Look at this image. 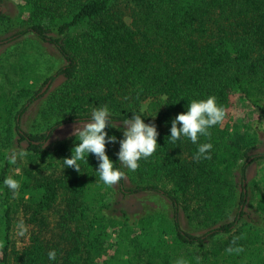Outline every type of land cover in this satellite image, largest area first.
Masks as SVG:
<instances>
[{
  "label": "trees",
  "instance_id": "trees-1",
  "mask_svg": "<svg viewBox=\"0 0 264 264\" xmlns=\"http://www.w3.org/2000/svg\"><path fill=\"white\" fill-rule=\"evenodd\" d=\"M21 1L27 13L24 27L3 42L31 34L55 48L64 63L48 80L63 77L65 85L50 105L57 118L44 132L21 128L23 114L41 98L29 78L19 81V97L27 101L15 113L17 105L7 109L6 127L0 129V264H264V235L243 223L247 170L264 159V0ZM209 95L223 107V119L196 144L187 137L173 143L168 138L171 120L191 100ZM239 103L252 111L251 120L237 116L243 114ZM103 105L116 123L140 115L157 127L159 146L139 161L132 188L125 184L124 168L125 178L115 187L105 185L92 154L78 162L81 171L64 168L62 159L70 157L75 138L55 148L53 167L61 165L62 175L35 169L56 129L88 119L94 107ZM106 131L117 141L122 138L113 129ZM15 137L18 144H27L25 157L35 168L20 166L21 173L13 175L1 149ZM202 143L212 144L210 157L194 159ZM118 150V142L106 145L107 155L121 167ZM236 168L238 193L232 184ZM6 176L20 182L15 196L3 185ZM163 183L170 190L158 185ZM144 192L166 199L170 215L160 214L154 224L150 215H134L120 204ZM61 197L67 248L41 236ZM188 200L202 203V220L209 227L203 234L182 228L180 204ZM233 206L234 218L224 222ZM257 208L264 216V193ZM21 209L32 230L19 246L15 215ZM112 236L115 243L109 241ZM109 245L116 247L110 254ZM229 247L242 250L228 252ZM50 249L56 250L55 261L47 258Z\"/></svg>",
  "mask_w": 264,
  "mask_h": 264
},
{
  "label": "rangeland",
  "instance_id": "rangeland-1",
  "mask_svg": "<svg viewBox=\"0 0 264 264\" xmlns=\"http://www.w3.org/2000/svg\"><path fill=\"white\" fill-rule=\"evenodd\" d=\"M23 5L24 2L21 0H4L2 5H0V14H2V18L0 19V129L6 120L8 107L12 104L17 105L13 110V113H15V111L19 110L27 101V98L19 97L22 87L19 81L29 78L27 83L33 86V92L35 94L38 93L41 98L31 105L23 114L21 128L26 132H44L57 118L55 114L51 113L50 105L54 101V96L56 94L58 95L65 85V79L63 77H57L50 81L48 78L54 75L59 67L63 66L64 61L55 48L39 41L31 34L9 42H3L24 27V25H21V21L27 18V13L21 8ZM239 106L238 112H243V114H238L237 116L251 120L253 116L252 111L245 109L244 104L239 103ZM144 108L148 113V104H145ZM117 124L120 127H126L122 123ZM4 126L6 127V125ZM77 126V122L67 123L54 131L52 137L46 144V151L48 153L38 158L37 162L33 164L36 168L30 164L29 160L25 157L27 144L25 142L18 144L17 137H15L10 147H2L1 149L6 154V157L10 159L11 174H20V166L31 165L33 168L41 171L43 175H62L63 171H61V165H59L57 170L53 167L56 166V164H54V159L56 158V156H54V151L56 147L60 146V143L65 141L69 142L71 139L73 140L75 138L74 129ZM109 129L117 131L119 136H122V131H118L114 128ZM2 141H5L4 136H2ZM115 146L116 144H113L112 148ZM14 152L16 154L15 160L12 159V154ZM21 153L23 154L21 155ZM239 164L241 166L242 163L240 162ZM124 169L126 172L125 184L127 188H132L134 186L133 180H137L133 177L134 170ZM238 172L239 169L236 168L232 178V184L235 187L236 193L239 192V188L236 186L238 182ZM247 183L249 193L245 206L246 215L243 217V223L246 222L251 224L264 235V216L257 208L259 194L264 193V159L257 160L248 167ZM158 185H164V188H167V190L171 188V185L167 183ZM94 189H96V186H92L91 191ZM101 190H104V186L101 187ZM114 195L117 196L116 192H114ZM109 198L112 200L110 195L108 199ZM64 204L65 202L61 197L55 204L51 212L52 214H50L51 216L49 217V225L47 228L43 229L41 236L44 242L48 244L56 245V243L59 242L62 244L63 248H67L68 245H66V241H64L66 237L61 227L63 220L60 219L59 215V211L64 209ZM120 204L127 207L134 215L140 213L141 217L148 215V218L150 215L153 218L154 224L157 223L160 214L166 213L170 215L169 202L152 192H144L129 196L127 199L123 200V202L120 201ZM201 204L196 201H181L180 217L181 225L184 230L193 234H203L209 228L202 220L203 215L200 212ZM236 212L237 207L233 206L231 212L224 219V222L231 221ZM23 214L24 211L21 209L20 212L15 215V239H17L19 246L28 241V235L30 236L29 232L32 230V227L27 224V220ZM196 216H198V218ZM128 235L130 234L126 236L128 237ZM109 241L110 243H115L116 238L112 236ZM115 248L116 247L111 249L109 245V254L112 250L114 251Z\"/></svg>",
  "mask_w": 264,
  "mask_h": 264
},
{
  "label": "clouds",
  "instance_id": "clouds-1",
  "mask_svg": "<svg viewBox=\"0 0 264 264\" xmlns=\"http://www.w3.org/2000/svg\"><path fill=\"white\" fill-rule=\"evenodd\" d=\"M155 116L151 117L154 118ZM111 117L110 108L103 105L94 107L88 119H80L77 122L78 126L74 129V137L77 142L70 150V157L62 159L64 168L72 167L81 171V164L78 162H87L88 155L92 154L98 161L95 170L99 174V179L105 185L111 186L125 178L122 168L137 169L141 159L150 157L157 150L159 133L154 123H145V119L140 115H133L129 119L122 120V124L126 127H120L116 123L117 120H113ZM223 117L224 109L217 104V98L214 95H209L206 99H193L188 103L185 112L177 114L171 120L168 138L175 143L181 137H187L196 144L199 136H208V129L219 123ZM108 128L122 131V138L117 141L115 135L108 134L106 131ZM116 142L119 143L116 156L121 167H116L115 162L106 153V145ZM212 147L211 143L198 144L194 159L209 158V150ZM12 159H16L15 152L12 154ZM3 185L12 190V194L15 196L20 187V182L12 176H6ZM241 250L239 247L226 249L228 252ZM56 255L55 249H50L47 252L49 261H55ZM177 264H182V261H178Z\"/></svg>",
  "mask_w": 264,
  "mask_h": 264
}]
</instances>
